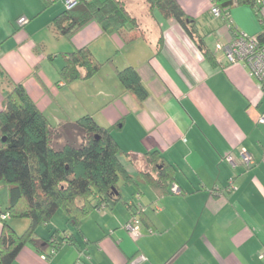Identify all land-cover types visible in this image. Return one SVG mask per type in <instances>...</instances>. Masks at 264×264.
Here are the masks:
<instances>
[{"label": "crops", "instance_id": "crops-1", "mask_svg": "<svg viewBox=\"0 0 264 264\" xmlns=\"http://www.w3.org/2000/svg\"><path fill=\"white\" fill-rule=\"evenodd\" d=\"M176 1L193 20L194 36L213 51L215 67L177 21L147 0H124L138 25L126 32L134 36L129 43L93 22L70 38L61 35L53 19L65 10V0H0V68L23 84L51 126L90 114L111 127L120 160L136 183H118L120 201L94 209L78 227L57 210L11 264H130L138 254L146 257L138 264H264V124L257 122L264 89L242 63H230L214 49L217 42H230L234 30L255 35L261 21L250 5L234 6L231 31L211 15L212 0ZM19 16L28 22L17 25ZM83 46L98 61L112 57V63L91 79L62 85L64 55ZM126 66L136 68L148 91L140 103L116 78L114 70ZM5 88L0 80V111ZM80 88L88 92L81 108L69 111L67 98L78 97ZM242 149L253 158L250 168L241 161ZM151 151L173 168L180 194L158 195L143 177L151 172L144 161ZM230 179L235 189L228 190ZM140 207L142 233L133 239L123 225ZM13 221L8 223L18 234L29 225L28 219ZM55 231L61 245L44 257Z\"/></svg>", "mask_w": 264, "mask_h": 264}, {"label": "trees", "instance_id": "trees-1", "mask_svg": "<svg viewBox=\"0 0 264 264\" xmlns=\"http://www.w3.org/2000/svg\"><path fill=\"white\" fill-rule=\"evenodd\" d=\"M147 3L157 8L163 17L177 21L195 41L205 60L212 67L217 65L213 51L201 36H194L193 20L185 15L176 0H147ZM240 5L254 8L262 29L249 37L255 38L258 45H264V14L257 0H212L210 13L224 20L227 28L233 31L230 10ZM213 6L220 8L221 16H215ZM92 22L104 34L119 35L124 43L134 39V36H125L126 32L138 27L124 0H75L70 8H66L65 3L63 13L53 19L59 33L68 38ZM233 32L234 36L241 33ZM217 44L224 43L217 42L214 49L222 51L230 62L224 51L216 48ZM64 57L65 64L58 72L64 86L76 80L91 79L105 63H112V57L105 62L98 61L88 46L70 51ZM114 72L124 91L133 95L137 102L148 96L135 67L126 66ZM0 80L6 82L7 87L2 90L3 109L0 111V182L7 189V210L0 211V264H11L25 245L36 242V229L48 223L57 210H63L67 222L78 227L94 209L112 208L120 201L119 181L127 185L136 183L120 160L122 151L112 136L111 127L99 125L90 114L51 126L22 83L13 82L1 68ZM144 158L151 172L141 174L158 195L181 193L172 182L173 168L160 160L156 151L145 153ZM173 186L178 188V193L172 191ZM143 210L140 207L131 215L139 220L140 235ZM11 216L28 219V227L18 234L7 221ZM147 231L153 233L151 228ZM62 239L55 231L49 243L58 249ZM44 256L48 258L52 254L47 252Z\"/></svg>", "mask_w": 264, "mask_h": 264}, {"label": "built area", "instance_id": "built-area-1", "mask_svg": "<svg viewBox=\"0 0 264 264\" xmlns=\"http://www.w3.org/2000/svg\"><path fill=\"white\" fill-rule=\"evenodd\" d=\"M66 8H70L74 5L75 0H65ZM257 3L261 7V12L264 14V0H257ZM212 12L215 16H221L222 12L218 6H213ZM28 22L26 16H19L16 19V23L19 26H23ZM217 49H222L230 62L233 63H242L247 67L249 73L253 75L262 89H264V45L260 46L257 44V41L253 37H249L243 33H237L233 39L224 44H217ZM259 123L264 124V113H262L257 120ZM241 161L246 168H249L253 164V158L250 153L246 150H241ZM226 161L229 162L232 166L235 165L232 155L226 156ZM228 190L235 189L233 180H229ZM174 193H178V188L175 186L172 187ZM126 232L132 237L137 238L140 235V223L136 216H133L129 222L124 226ZM57 250V247L50 248V254H54ZM44 256V255H43ZM264 257V251L262 252ZM46 257V256H44ZM145 260L143 255H138L134 257L130 264H138L139 262ZM74 264H82L80 261H76Z\"/></svg>", "mask_w": 264, "mask_h": 264}, {"label": "rangeland", "instance_id": "rangeland-1", "mask_svg": "<svg viewBox=\"0 0 264 264\" xmlns=\"http://www.w3.org/2000/svg\"><path fill=\"white\" fill-rule=\"evenodd\" d=\"M101 42L102 41H99V42L95 43L94 46L98 47L101 44ZM118 52H125V51L121 50V51H118ZM77 81H79V80H77ZM80 82H81V80H80ZM91 83L92 82H90V84ZM78 84H81V83H77L76 85H74V87L80 86ZM80 89L83 92L81 93V91H80L78 97H73V93H71V95H70L71 97L67 98L68 100L66 101L65 105L67 106L69 111H76L75 108H78V107L81 108V103H82L84 97H86V93H88V92L83 90L82 88H80ZM53 121H54V118H53ZM119 184L121 186L124 185L122 181H120ZM6 210H7V189H6L5 185L2 182H0V211L1 212H5ZM11 219L15 220L13 222H23L21 220H25L26 218H20V217L11 216V217H9L7 219V221L10 222ZM20 229L21 230H19L20 231L19 233H22L24 230H22V228H20Z\"/></svg>", "mask_w": 264, "mask_h": 264}]
</instances>
